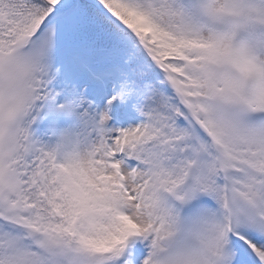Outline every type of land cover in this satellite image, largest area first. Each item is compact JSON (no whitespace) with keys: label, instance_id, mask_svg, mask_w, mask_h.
<instances>
[{"label":"snow or ice","instance_id":"obj_1","mask_svg":"<svg viewBox=\"0 0 264 264\" xmlns=\"http://www.w3.org/2000/svg\"><path fill=\"white\" fill-rule=\"evenodd\" d=\"M0 264H264V0H0Z\"/></svg>","mask_w":264,"mask_h":264}]
</instances>
